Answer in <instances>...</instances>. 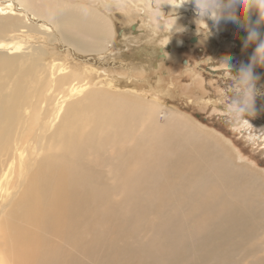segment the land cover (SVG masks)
<instances>
[{
	"label": "bare ground",
	"instance_id": "obj_1",
	"mask_svg": "<svg viewBox=\"0 0 264 264\" xmlns=\"http://www.w3.org/2000/svg\"><path fill=\"white\" fill-rule=\"evenodd\" d=\"M153 7L0 0V264H264V176L121 80L164 55L112 13L139 40Z\"/></svg>",
	"mask_w": 264,
	"mask_h": 264
},
{
	"label": "rangeland",
	"instance_id": "obj_2",
	"mask_svg": "<svg viewBox=\"0 0 264 264\" xmlns=\"http://www.w3.org/2000/svg\"><path fill=\"white\" fill-rule=\"evenodd\" d=\"M174 2L179 3V0H174ZM194 8L195 5L192 3H186L175 9L171 4L163 5L162 11L165 17L173 15L160 21L152 14L150 15L152 24L150 22L148 24L146 22L135 23L142 37L139 40L132 38L133 32L130 26H126L124 12L115 10L112 13L107 8L103 9H107L104 12L109 17L112 13L116 20L115 29L119 37L115 42L117 50L121 48L128 50L123 41L132 36L131 39L137 46H140L139 42L143 41V45L151 48L154 45L153 40H156L155 44L161 51L160 55H164L163 59H155L156 66L152 74L136 75L134 70L132 72L131 69H124L128 75L121 80L125 84L132 82L134 87H139L138 91L144 93L143 96L147 98L155 96L153 100H158L165 108L176 111V114L183 115L196 126L204 128L203 131L213 133L224 140L226 145L232 147L238 154L241 162L245 161L246 164L254 167L263 177L264 96L256 98V115L245 117L250 124H238L231 120L228 114V109L232 107L233 102H243V86L236 76L240 64L249 63L246 55L251 56L254 53L255 45H250L245 50L234 48L227 41L236 33L234 23H229L222 29L218 28L221 31L220 34H212L213 27L209 19L201 20L195 15L196 12L193 13ZM124 30L128 33L127 36L122 33ZM152 34L153 36H150ZM11 38L0 34V41L11 42ZM16 42L25 44V40L19 36L15 38ZM35 44L40 43L37 41ZM20 53L22 52L19 51L16 54ZM249 53L252 54L249 55ZM225 57H231L229 66L222 63ZM254 71L261 77L257 83V88H260L264 86V67L257 66ZM165 111L166 109L161 110L158 114L159 123L164 122Z\"/></svg>",
	"mask_w": 264,
	"mask_h": 264
},
{
	"label": "clouds",
	"instance_id": "obj_3",
	"mask_svg": "<svg viewBox=\"0 0 264 264\" xmlns=\"http://www.w3.org/2000/svg\"><path fill=\"white\" fill-rule=\"evenodd\" d=\"M185 3L195 5V11L201 20H212L219 27L222 22L237 24L246 32V37L242 40L243 47L248 48L255 45L250 62L240 64L236 79L243 86V102H233L228 114L231 120L238 124H250L246 116L256 115V98L264 96V86L257 88V83L261 77L255 73L254 69L264 67V32L261 31L264 26V0H154L153 16L160 21L166 18L162 7L165 4H171L178 8ZM257 14V19L253 21L252 14ZM231 57H225L223 64L229 66Z\"/></svg>",
	"mask_w": 264,
	"mask_h": 264
},
{
	"label": "water",
	"instance_id": "obj_4",
	"mask_svg": "<svg viewBox=\"0 0 264 264\" xmlns=\"http://www.w3.org/2000/svg\"><path fill=\"white\" fill-rule=\"evenodd\" d=\"M252 19H253V21H255L257 19V14L253 13ZM261 31L264 32V26H262ZM246 35H247L246 32L245 33H239L238 36L236 37L235 42L240 48H244L242 40L246 37Z\"/></svg>",
	"mask_w": 264,
	"mask_h": 264
}]
</instances>
